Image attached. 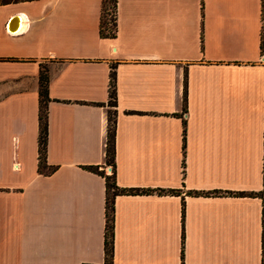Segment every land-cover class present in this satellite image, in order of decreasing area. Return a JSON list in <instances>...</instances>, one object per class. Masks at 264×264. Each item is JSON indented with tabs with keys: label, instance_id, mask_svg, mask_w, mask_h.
I'll return each mask as SVG.
<instances>
[{
	"label": "crops",
	"instance_id": "obj_1",
	"mask_svg": "<svg viewBox=\"0 0 264 264\" xmlns=\"http://www.w3.org/2000/svg\"><path fill=\"white\" fill-rule=\"evenodd\" d=\"M101 11L0 4V264H104L109 109L117 185L150 189L115 195L112 264H264V0H116L115 36Z\"/></svg>",
	"mask_w": 264,
	"mask_h": 264
},
{
	"label": "trees",
	"instance_id": "obj_2",
	"mask_svg": "<svg viewBox=\"0 0 264 264\" xmlns=\"http://www.w3.org/2000/svg\"><path fill=\"white\" fill-rule=\"evenodd\" d=\"M11 1L18 0H0L1 3H7ZM113 1L114 11H115V28L112 32L105 31V20L103 13L105 12L106 0H102V11L100 17V33L104 36H115L116 32V0ZM261 50H263V37H261L260 43ZM47 81L48 76L46 71H41L39 75V134H38V165L37 169L42 173H50L55 169V166L47 163L46 160V142H47V133H48V120H47V101L49 99L47 92ZM109 105L116 104V75L114 67L111 68L109 74ZM107 133L105 140V162L111 161L114 166L113 172L111 174H105L103 169H99L97 164H85L83 167L90 170L96 171L104 176L105 179V233H104V264H112V255H113V220H114V197L116 194L123 191H150V189H139V188H122L116 183V174H115V110H108L107 113ZM263 179H264V165H263ZM159 192H171L176 193L177 189H158ZM243 193V191H239ZM263 200L262 206V260H264V195H260ZM184 219V205L182 206V225ZM182 243H183V231H182ZM181 252L183 253V245ZM183 257V255H182ZM183 264V262H182Z\"/></svg>",
	"mask_w": 264,
	"mask_h": 264
},
{
	"label": "rangeland",
	"instance_id": "obj_3",
	"mask_svg": "<svg viewBox=\"0 0 264 264\" xmlns=\"http://www.w3.org/2000/svg\"><path fill=\"white\" fill-rule=\"evenodd\" d=\"M103 14L105 20V31L112 32L115 28V11L112 0H106L105 12ZM113 169L114 166L111 161H107L105 163V169H103V171L105 174H111L113 172ZM107 171H111V173H108Z\"/></svg>",
	"mask_w": 264,
	"mask_h": 264
},
{
	"label": "water",
	"instance_id": "obj_4",
	"mask_svg": "<svg viewBox=\"0 0 264 264\" xmlns=\"http://www.w3.org/2000/svg\"><path fill=\"white\" fill-rule=\"evenodd\" d=\"M19 21H20L19 15L12 16L7 23V28L10 31H16L18 29V26H19Z\"/></svg>",
	"mask_w": 264,
	"mask_h": 264
},
{
	"label": "built area",
	"instance_id": "obj_5",
	"mask_svg": "<svg viewBox=\"0 0 264 264\" xmlns=\"http://www.w3.org/2000/svg\"><path fill=\"white\" fill-rule=\"evenodd\" d=\"M108 173H111V171H107Z\"/></svg>",
	"mask_w": 264,
	"mask_h": 264
}]
</instances>
